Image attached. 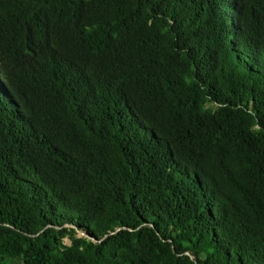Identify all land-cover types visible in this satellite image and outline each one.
Here are the masks:
<instances>
[{
	"label": "trees",
	"instance_id": "trees-1",
	"mask_svg": "<svg viewBox=\"0 0 264 264\" xmlns=\"http://www.w3.org/2000/svg\"><path fill=\"white\" fill-rule=\"evenodd\" d=\"M0 264H264V0H0Z\"/></svg>",
	"mask_w": 264,
	"mask_h": 264
},
{
	"label": "rangeland",
	"instance_id": "rangeland-1",
	"mask_svg": "<svg viewBox=\"0 0 264 264\" xmlns=\"http://www.w3.org/2000/svg\"><path fill=\"white\" fill-rule=\"evenodd\" d=\"M81 233H83V232H79V233H78V237H82V236H84V234H81ZM64 243H65L66 245H70V241H69L68 239H65V240H64Z\"/></svg>",
	"mask_w": 264,
	"mask_h": 264
},
{
	"label": "water",
	"instance_id": "water-1",
	"mask_svg": "<svg viewBox=\"0 0 264 264\" xmlns=\"http://www.w3.org/2000/svg\"><path fill=\"white\" fill-rule=\"evenodd\" d=\"M93 241L97 242V239L93 238Z\"/></svg>",
	"mask_w": 264,
	"mask_h": 264
}]
</instances>
